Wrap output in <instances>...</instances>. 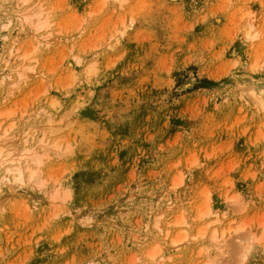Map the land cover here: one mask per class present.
<instances>
[{
  "label": "rangeland",
  "instance_id": "rangeland-1",
  "mask_svg": "<svg viewBox=\"0 0 264 264\" xmlns=\"http://www.w3.org/2000/svg\"><path fill=\"white\" fill-rule=\"evenodd\" d=\"M18 1L0 0V137L44 185L2 192L0 264H264V0ZM37 7L49 44L17 20Z\"/></svg>",
  "mask_w": 264,
  "mask_h": 264
},
{
  "label": "bare ground",
  "instance_id": "bare-ground-1",
  "mask_svg": "<svg viewBox=\"0 0 264 264\" xmlns=\"http://www.w3.org/2000/svg\"><path fill=\"white\" fill-rule=\"evenodd\" d=\"M29 1L30 0H20V1H18V6L22 7V6L26 5L27 3H29ZM113 1L117 2L118 4H123L126 2V0H113ZM37 8H38L37 11H35L33 9H28V10L26 9L27 11H22V13L19 12L17 20L19 19L18 21H19L21 26H29L30 32L32 34H39V36L36 37L37 39L40 40L39 42L44 41L45 44H49L52 42V41H48V38H50V34H49L50 32L46 33L45 35H41V34H44L42 32H45L49 28V23L46 21L47 19L44 20L42 18V14L45 11H44L43 7H37ZM245 15L248 16L249 14L246 13ZM8 25L9 24H7V27H8ZM247 25H248V30H246L245 34H244L246 40L249 42L258 41L260 36H261V34L259 33V30H257L256 26H254V24L251 22H248ZM13 50H14V48H13ZM33 51H34V49L33 50L32 49L25 50L20 56L18 55L14 58L15 61L18 59L23 61L14 70L16 75H17V78L20 81H22L23 79H27V72L30 69V66L24 65L23 63H24V61L30 60V57H31ZM253 68L257 69L258 65L257 64L254 65ZM93 71H94V69L92 66L87 67L85 70L86 78H89V76L92 75ZM249 97L259 108L264 110V99L262 97V86L253 85L252 91L250 92ZM49 124L52 125V123H50V122H49ZM55 127L57 128V126H55ZM55 127H53L52 129L53 130L56 129ZM49 129H51V128H49ZM52 129H51V131H52ZM58 130L56 129V132H58ZM1 140H2V138L0 137V143L2 142ZM41 145H43V144H41ZM44 146H45V143H44ZM44 146H42V147H44ZM47 148H49L50 150H54L53 152L56 151L55 153L57 156L62 155L61 154L62 152L60 153L61 140H57V141L55 140V141L51 142L49 145H47ZM11 151L12 150H10L9 148L6 147L5 143L0 144V170L3 169L1 176H0V196H1L2 192H4V191H13L16 187L21 186L25 182L26 177L31 183H34L35 185H38V186H41V185L43 186L44 181L40 180L39 178L37 179V177L39 176V173L40 174L42 173L39 171V168L42 167V165H43L42 157L39 155V156H34L33 158L29 159L28 157H26L27 153H22L19 157H16L15 154L13 153V151L12 152ZM40 151L43 152V148ZM31 152H32V150H31ZM34 154H36V153H34ZM45 157H47V156H45ZM22 160H25V162H28L31 166H33V164H32V162H33L34 166H36V168H38V169L37 170H36V168L32 169V168H30V165L26 166L27 164L25 162L24 163L26 165L23 166L24 163L22 162ZM29 160H31L32 162L30 161L31 162L30 163ZM26 174H28V176H26ZM179 180H178V182L176 181L173 184L174 187L180 185L181 181H179ZM57 200H58V192H57V190H54L51 192V201H53V203H55ZM227 202L233 203V202H235V198H229V199H227ZM211 214L212 213L210 211L209 205L206 204V207L204 210H202V213L200 211L198 212V215H196V219L201 220V219H204L205 217H207ZM180 216L181 217L178 220H176L174 223H172L173 226L174 225L175 226H184L186 224V220H185L184 216H182V215H180ZM161 218H162V215L158 214L156 221L154 220L155 223H153V227L157 230V234L162 233L165 236L168 233V229L166 230V227H164L163 223H161L162 221L160 222V220H162ZM212 223H213V221L211 222V225H212ZM215 223H216V221H215ZM166 225H167V223H166ZM208 225H210V223H208L205 227H207ZM243 228H244V226H238V227L234 228L235 232H234V230H232V231L234 233H237V232L241 231ZM201 230L202 231L200 233L199 232L196 233V236H199L200 238L203 237V235H205L206 228L203 227V228H201ZM229 230H231V229H229ZM229 230H226V232H228ZM182 232H184V233H182V235L179 234L180 235L179 237H177V238L175 237V239L182 237V238H180L181 240L180 239H178V240L172 239L171 240L172 244H177V243H180L182 240H185V237H187L186 233H185V231H182ZM223 232L221 233V235L219 234L221 238L223 236ZM221 238L217 239L216 231H212V233H211V239L212 240L216 241V240H220ZM217 243L219 245L221 242H217ZM220 245L222 247L224 244L223 245L220 244ZM157 248L158 249L152 250L153 252L151 251L148 254V258L150 260H154L157 256V254L159 253V249H160L159 246ZM248 251L249 250H247V252Z\"/></svg>",
  "mask_w": 264,
  "mask_h": 264
}]
</instances>
